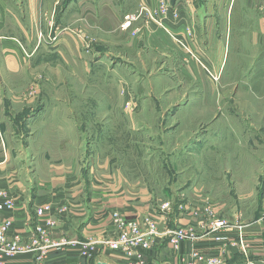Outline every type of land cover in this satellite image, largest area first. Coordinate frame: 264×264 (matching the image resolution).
Instances as JSON below:
<instances>
[{
  "label": "crops",
  "instance_id": "crops-1",
  "mask_svg": "<svg viewBox=\"0 0 264 264\" xmlns=\"http://www.w3.org/2000/svg\"><path fill=\"white\" fill-rule=\"evenodd\" d=\"M160 2L181 13L178 21L164 20L167 31L145 24L144 17L122 28L126 15L157 9ZM263 28L264 0H0V192L12 204L1 215L12 221L8 236L20 235L33 247L30 229L50 221L51 241L95 240L111 237L114 212L127 221L154 216L159 230L191 227L194 248L206 257L218 250L223 264H264L260 215L232 216L252 225L243 255L238 231L215 241L197 226L199 218H190L204 201L184 200L180 209L160 214L144 190L134 191L138 184L118 178L125 169L107 150L117 135L102 128L112 117L100 112L133 103L134 95L138 107L148 99L165 103V71L172 72L174 86L191 84L198 70L194 54L206 61L205 69H224L229 58L236 65L249 59L250 48L255 69L264 61ZM92 42L115 45L114 52L89 51L84 44ZM36 74L44 82L32 88ZM150 80L160 84L157 97L147 92ZM30 90L27 100L15 99ZM177 101L175 107L189 104ZM191 248L184 244L174 254L164 239L152 246L149 264H182ZM46 252H24L2 264H127L121 252L94 251L85 258L68 248Z\"/></svg>",
  "mask_w": 264,
  "mask_h": 264
},
{
  "label": "rangeland",
  "instance_id": "rangeland-1",
  "mask_svg": "<svg viewBox=\"0 0 264 264\" xmlns=\"http://www.w3.org/2000/svg\"><path fill=\"white\" fill-rule=\"evenodd\" d=\"M157 10L139 7L138 12L126 16L134 17L133 21L144 17L145 24L156 25ZM178 14L176 21L181 18ZM151 17L154 23H150ZM174 41L185 49L183 41ZM84 45L87 50L102 54L114 52L115 46ZM120 53L123 54V48ZM246 53L249 59L239 60L237 65L231 58L225 60L224 69H205L201 61H206L192 53L198 65L196 81L193 84L182 81L179 88L170 80L172 72L165 71L166 91L163 97L162 93L159 95L165 103L148 99L138 107L134 95L133 103L129 100L122 107L100 111L101 116L112 117V123L102 124V128L117 135L115 146L113 149L108 146L107 150L115 153L116 165L125 169L117 173L118 178L138 184L134 191L144 190L153 201L168 200L174 207L184 200L208 199L214 208V220L229 219V225L238 228L228 233L241 231L239 249L243 255L249 252L244 237L252 225L243 221V216L242 219L232 216L245 215L251 220L260 215L264 220V61L254 69L252 50L248 48ZM104 67L107 65L102 70ZM31 77L32 88L44 82L40 74ZM146 85L152 86L147 91L150 96L157 97L160 84L150 80ZM178 89L182 90L180 94ZM34 92L30 90L15 99L25 101ZM178 99L182 104L189 101L188 106L175 107ZM225 208L229 209L228 218L224 215ZM223 233L227 232L210 230L205 235L219 241ZM212 257H218V250Z\"/></svg>",
  "mask_w": 264,
  "mask_h": 264
},
{
  "label": "built area",
  "instance_id": "built-area-1",
  "mask_svg": "<svg viewBox=\"0 0 264 264\" xmlns=\"http://www.w3.org/2000/svg\"><path fill=\"white\" fill-rule=\"evenodd\" d=\"M154 14L159 18L155 26L167 31L164 20L168 17L176 21L178 12L168 7L164 2H160L158 10ZM133 20L134 17L126 16L123 19L122 28L127 29L130 27ZM152 22L154 23L151 17L150 23ZM0 198L5 200L6 194L0 192ZM154 205L155 211L160 214L171 213L174 209V205L168 200L156 199ZM180 205H177L178 209H180ZM7 210H12V204L5 200L0 203V264H2L4 258L13 259L24 252H40L41 255H46V251L65 250L67 248L75 251L82 258L91 256L94 251L104 253L121 252L125 255L127 264H149L152 246L164 239L167 240L174 254H178L184 244L189 243L192 246L190 252L182 258V264H223L224 261V257L223 259L221 257H206L195 250V242L198 238L193 229L187 225L179 226L170 231L159 230L158 221L154 216L127 221L116 212L112 213L113 232L111 237L86 241H51L50 228L53 223L47 221L45 225L30 229L28 236H30L31 241L33 240V247H28L23 243L20 235L8 236L12 221L9 218L1 217L3 212ZM199 212H203V215H197ZM192 217L199 218L196 221L197 226L206 228L208 231L223 230L229 232L232 230V226L226 221L214 220L215 217L208 199H205L201 210L192 212L190 218L194 219ZM235 228L237 227L235 226ZM238 233L241 236L240 230ZM238 244H242L240 239ZM242 250L244 251V247H242Z\"/></svg>",
  "mask_w": 264,
  "mask_h": 264
}]
</instances>
